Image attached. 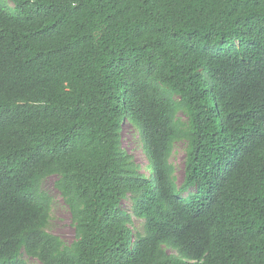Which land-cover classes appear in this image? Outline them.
<instances>
[{"label": "trees", "instance_id": "1", "mask_svg": "<svg viewBox=\"0 0 264 264\" xmlns=\"http://www.w3.org/2000/svg\"><path fill=\"white\" fill-rule=\"evenodd\" d=\"M51 175L71 244L48 231ZM24 254L264 264V0H0V264Z\"/></svg>", "mask_w": 264, "mask_h": 264}, {"label": "rangeland", "instance_id": "2", "mask_svg": "<svg viewBox=\"0 0 264 264\" xmlns=\"http://www.w3.org/2000/svg\"><path fill=\"white\" fill-rule=\"evenodd\" d=\"M6 0H1L4 2ZM10 5L13 3L10 1ZM123 146L134 156L138 163H140L146 170L148 164L146 157V150L142 142L139 131L129 122H126L123 127ZM185 155H186V142L180 141L175 144L174 151L171 156V163L175 168V175L179 184L182 183L185 172ZM57 176L51 175L43 180L42 189L52 199L51 219L48 226V231L54 235L59 236L65 244H71L75 240V227L72 221L71 212L68 205L65 203L61 193L56 186ZM124 209L132 212V201L130 197L122 202ZM144 219L138 218L133 215V223L131 225L134 233L144 231ZM166 251L171 254H177L174 249L167 248ZM28 264H40V261L26 254L22 257Z\"/></svg>", "mask_w": 264, "mask_h": 264}]
</instances>
